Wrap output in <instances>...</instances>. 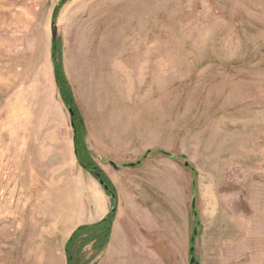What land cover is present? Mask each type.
<instances>
[{
    "label": "rangeland",
    "instance_id": "rangeland-1",
    "mask_svg": "<svg viewBox=\"0 0 264 264\" xmlns=\"http://www.w3.org/2000/svg\"><path fill=\"white\" fill-rule=\"evenodd\" d=\"M59 2L0 0V251L39 237L31 211L81 166L52 57ZM55 22L80 153L112 133L114 157L187 191L199 264H264V0H68Z\"/></svg>",
    "mask_w": 264,
    "mask_h": 264
},
{
    "label": "crops",
    "instance_id": "crops-1",
    "mask_svg": "<svg viewBox=\"0 0 264 264\" xmlns=\"http://www.w3.org/2000/svg\"><path fill=\"white\" fill-rule=\"evenodd\" d=\"M64 65L69 76L71 62L64 58ZM97 135L106 144L91 154L114 185L118 206L108 243L88 264H191L194 216L187 191L174 182L162 185L141 175L143 165L114 157L117 152L112 133ZM81 166L66 184H48L38 207L30 213L38 220L39 237L4 238L9 243H22V247L1 250L0 264H69L66 244L73 232L79 226L101 221L112 209L111 196L103 184ZM162 171L159 167L158 173ZM93 244L84 248L87 259L94 255Z\"/></svg>",
    "mask_w": 264,
    "mask_h": 264
},
{
    "label": "trees",
    "instance_id": "trees-1",
    "mask_svg": "<svg viewBox=\"0 0 264 264\" xmlns=\"http://www.w3.org/2000/svg\"><path fill=\"white\" fill-rule=\"evenodd\" d=\"M68 0H60V2L56 5L53 13V20L55 21L57 14L60 8L67 2ZM52 57L54 60V70H55V79L57 86L59 88L61 97L68 108L74 109V116L72 118V122L76 127L77 134L75 136V145H76V154L78 157L79 163L85 168L88 169L99 181L104 180V188L107 193L111 196L112 200V209L109 215L103 218L101 221L91 224V225H82L79 226L69 238L66 244V252L68 256L69 264H82L81 263V248L86 246L89 243H94V249L96 255L99 254L106 246L109 241L110 233L112 230V225L116 216V210L118 206V195L116 189L112 182L106 177L103 173L102 169L95 163V161L89 157V153H86L84 156L80 153V145L84 151L86 150L85 146V136L79 135L83 131L80 129L81 126L79 124H83V118L78 110L76 99L73 93V88L71 83L69 82L67 75L64 70L63 59H62V43L60 38L57 37L56 40L52 42ZM82 137V138H81ZM164 152L168 156L176 157L174 154L170 152H166L164 150H160ZM89 152V151H88ZM150 152V150H149ZM184 157L183 155H180ZM197 173L195 172V175ZM193 187L197 186V179L194 176ZM195 201V200H194ZM194 213L197 214L196 209H194ZM194 244V241H192Z\"/></svg>",
    "mask_w": 264,
    "mask_h": 264
},
{
    "label": "water",
    "instance_id": "water-1",
    "mask_svg": "<svg viewBox=\"0 0 264 264\" xmlns=\"http://www.w3.org/2000/svg\"><path fill=\"white\" fill-rule=\"evenodd\" d=\"M51 33H52V42L54 40L57 39L58 37V25L56 24L55 21H52V24H51ZM69 111L71 113V116L73 118L75 112H74V109L73 108H69ZM73 123V122H72ZM74 125V124H73ZM140 162V161H139ZM101 184L104 185V180H100ZM198 234V229L197 228H194V231H193V236H192V241H195L196 239V236ZM194 244H192L190 250L192 252V256H191V259H190V263L191 264H199V262L196 260V257L194 256L193 252H194Z\"/></svg>",
    "mask_w": 264,
    "mask_h": 264
}]
</instances>
